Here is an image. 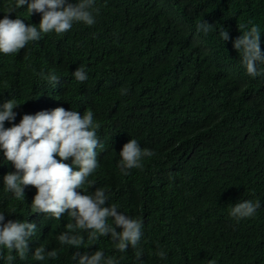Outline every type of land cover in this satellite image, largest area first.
Here are the masks:
<instances>
[{"label": "trees", "instance_id": "16d2710c", "mask_svg": "<svg viewBox=\"0 0 264 264\" xmlns=\"http://www.w3.org/2000/svg\"><path fill=\"white\" fill-rule=\"evenodd\" d=\"M14 5L0 0V19ZM95 7L92 26L74 23L63 35L42 34L17 54L0 53V105L12 99L20 104L5 128L42 110H91L103 148H97L99 167L88 178L94 185L78 191L104 188V207L116 204L118 213L142 221L141 240L137 249L128 245L121 252L110 235L89 245L81 232L83 246L61 245L58 236L75 220L67 213L59 220L33 213V186L25 188L23 201L6 191L3 178L16 170L0 150L4 223L36 225L26 258L15 249H4V257L13 255L11 264H79L80 255L101 250L117 264H264V74L249 76L233 47L258 25L264 54V0H95ZM8 15L37 27L41 20L27 5ZM203 21L213 25L207 34L197 32ZM80 65L89 77L83 83L73 76ZM41 73H55L58 82ZM130 139L155 155L125 175L119 153ZM257 199L261 207L251 218L229 215L236 203ZM41 245L57 250V258L34 260ZM161 250L164 259L157 255Z\"/></svg>", "mask_w": 264, "mask_h": 264}, {"label": "clouds", "instance_id": "9594fccd", "mask_svg": "<svg viewBox=\"0 0 264 264\" xmlns=\"http://www.w3.org/2000/svg\"><path fill=\"white\" fill-rule=\"evenodd\" d=\"M27 5L30 15L41 14L38 25L25 24L22 19L9 18L10 13ZM99 12L95 0H78L76 4L66 0H15L14 7L9 8L5 17L0 19V53L5 55L17 54L29 42L39 41L42 34L51 32L63 35L70 31L74 23L82 22L88 26L95 24L93 13ZM213 25L203 21L197 24V32L203 30L207 34ZM246 25L241 24L240 28ZM224 42L230 39L225 28L220 31ZM261 32L258 25H253L249 31L235 39L233 47L242 55V63L246 66L249 76L256 77L264 74V69L258 71L257 63L264 64V54L260 47ZM41 76L49 83L56 84L58 77L50 73ZM76 81L81 83L88 80L85 66L80 65L73 73ZM124 94V93H122ZM20 104L15 99L0 105V150L7 161L14 165L15 172L4 176L5 190L12 192L18 201L25 200V188L33 186L37 190L32 200L33 213H44L59 220L67 213L70 220L66 225L67 231L58 236L61 245L81 247L84 237L81 232H87L89 245L101 236H109L115 247L126 251L128 245L137 249L142 237V221L118 213L117 205L104 207L109 196L104 188H99L94 194H81L85 185H94L88 178L99 167L97 148H103L97 130L100 127L94 123L93 112L86 110L81 115L76 110H66L57 107L53 110H42L34 115L25 114L18 124L5 128V122H13L17 113L14 108ZM155 152L141 148L136 139H130L122 147L119 156L120 168L127 175L128 169H143L142 159L152 157ZM56 157H59L57 159ZM71 158V165L65 163ZM78 166L79 170H74ZM261 207L257 199L244 200L236 203L229 215L237 221L251 218ZM109 219L112 223H109ZM0 212V259L11 264L15 257L11 254L4 257L3 250L11 253L14 249L20 259H25L28 252V239L35 234L36 225L22 221H8ZM122 228L117 232L116 227ZM57 250L45 251L41 245L35 249L33 259L36 261L57 258ZM79 253L73 255V259ZM141 251L136 252V258L141 259ZM157 255L164 259L166 253L161 250ZM79 264H117L112 257L105 258L103 251L97 250L91 256L80 255ZM142 264V262H141ZM209 264H214L210 261Z\"/></svg>", "mask_w": 264, "mask_h": 264}]
</instances>
